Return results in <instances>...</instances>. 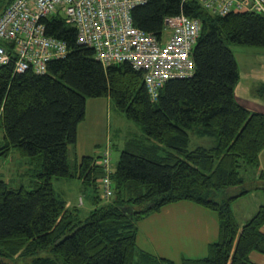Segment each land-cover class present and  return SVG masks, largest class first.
Instances as JSON below:
<instances>
[{
  "label": "trees",
  "instance_id": "1",
  "mask_svg": "<svg viewBox=\"0 0 264 264\" xmlns=\"http://www.w3.org/2000/svg\"><path fill=\"white\" fill-rule=\"evenodd\" d=\"M14 0H0V17ZM184 14L201 21L194 46L195 73L169 80L153 101L144 74L123 62L105 67L94 50L77 42L75 25L64 15L44 19L46 34L68 45L64 59L46 73H19L13 63L0 67V126L5 142L0 161L14 148L30 158L28 187H11L0 178V264H256L264 254V202L244 225L231 202L240 190L241 168L258 170L264 150V113L237 102L240 80L231 45L264 48V14L216 15L198 0H150L133 11L134 25L162 35L166 17ZM264 94V87L260 90ZM111 98L142 135L126 139L113 171L114 195L102 203L96 157L82 158L76 171L69 147L77 145L78 126L87 115L88 98ZM216 138V144L190 150L189 130ZM35 171V173H34ZM82 178L94 198L85 217L67 208L54 179ZM257 189L264 192V171ZM187 201L219 216V240L205 258L184 256L180 263L138 247L139 222L174 203ZM83 203V199H82Z\"/></svg>",
  "mask_w": 264,
  "mask_h": 264
},
{
  "label": "built area",
  "instance_id": "2",
  "mask_svg": "<svg viewBox=\"0 0 264 264\" xmlns=\"http://www.w3.org/2000/svg\"><path fill=\"white\" fill-rule=\"evenodd\" d=\"M150 0H14L0 17V67L13 63L17 72L46 73L48 65L64 59L68 45L46 34L44 19L64 15L77 27V41L92 48L105 66L127 62L144 74L152 100H158L165 82L195 73L194 46L201 21L184 14L166 17L162 35L134 25L133 11ZM181 3L189 0H180ZM216 15L256 12L264 14V0H198ZM168 33L167 40L164 39ZM110 145L95 160L103 171L98 181L102 199L114 195Z\"/></svg>",
  "mask_w": 264,
  "mask_h": 264
},
{
  "label": "crops",
  "instance_id": "3",
  "mask_svg": "<svg viewBox=\"0 0 264 264\" xmlns=\"http://www.w3.org/2000/svg\"><path fill=\"white\" fill-rule=\"evenodd\" d=\"M261 76L257 71H254V73L243 74L242 78L240 73V80L234 91L237 102L254 113H264V94L260 91L264 85L255 83ZM106 100L109 104L110 101L112 102L111 98H106ZM95 103L98 104L99 102L97 100L93 102V105L98 109ZM86 110V118L78 126L77 145L69 147L68 156L71 167V161H75L77 166L85 156L91 155L96 158L102 156V152L109 145L107 142H112V128L109 130L110 134L106 136L105 122L99 128L97 121L88 119V105ZM102 130L104 137L101 135ZM104 139L105 142L100 144ZM209 144V146L214 145L212 142ZM259 158L258 170L250 169L245 174V185L242 188L227 191L229 196H236L240 190L247 192V194L231 202L234 214L236 215V211L240 213L236 215V218L241 226L255 215L264 202V192L256 188L259 185L260 173L264 171V150ZM69 179L77 182L76 188L86 190L84 192L87 197H84L83 203L82 195L77 198L74 195L70 198L64 196L68 202V209L78 208L81 211L87 202H94V198H91V191L87 190L84 179L78 177ZM69 183L72 182L69 181ZM219 226L217 213L187 201L174 203L166 206L160 213L152 214L139 222L138 247L176 263H180L184 256L194 259L205 258L209 254L210 244L220 239ZM262 232L264 233V226ZM250 259L256 264H264V254L257 251L251 253Z\"/></svg>",
  "mask_w": 264,
  "mask_h": 264
},
{
  "label": "rangeland",
  "instance_id": "4",
  "mask_svg": "<svg viewBox=\"0 0 264 264\" xmlns=\"http://www.w3.org/2000/svg\"><path fill=\"white\" fill-rule=\"evenodd\" d=\"M167 37L168 33L165 34L164 39L167 40ZM230 48H232L233 50L234 57L237 60L238 64V70L240 71L242 78L243 74H250L254 73V71H257L262 76L259 77L258 81H255V83L264 85V48L256 46L249 47L244 45H231ZM96 100L99 102L98 104L95 103L98 109L95 107V105H93V102H95ZM87 105L88 119L91 118L92 121H97L99 123V128L102 127L105 122L106 136L110 134L109 130L110 128H112V142L110 143V141H108L107 143H109V145L111 146V165H113V169L115 171L119 166L118 163L122 157V152L126 148V139L134 137V135H142L144 134V130H142V127L139 123L128 119L125 113L117 109L115 103H112L110 101L109 104L106 98H88ZM101 132V135H103L104 137L103 130ZM189 137L191 139L190 150L202 146L208 148L210 147L209 142L216 144V138L199 135L197 132V127H193L189 130ZM4 142V129L2 126H0V147ZM104 142L105 139L102 140L100 144ZM102 148L104 149V146ZM29 162L30 158H22L18 149L14 148L8 158L0 161V178H3L7 182H11L12 188L19 187L21 185H26L28 187L30 182V172L32 173L31 165L29 164ZM71 165L73 167V171H76L77 166L75 161H71ZM244 168L245 167L241 168L240 170L241 175L245 176L246 171L244 170ZM69 181H71L72 183H69ZM76 186L77 182L71 179L60 178L58 180L54 179L53 181V187L54 190H56L57 195H62L63 197L66 196L67 198H70L73 195L77 198L82 195V199L84 200V197H87V194L84 192L86 190H80L76 188ZM93 195L94 193L91 194V196ZM102 200V203L104 204L110 202L112 199ZM93 207L94 202H87L81 210V216H87L90 210L93 209ZM238 214L240 213L236 211V215Z\"/></svg>",
  "mask_w": 264,
  "mask_h": 264
},
{
  "label": "bare ground",
  "instance_id": "5",
  "mask_svg": "<svg viewBox=\"0 0 264 264\" xmlns=\"http://www.w3.org/2000/svg\"><path fill=\"white\" fill-rule=\"evenodd\" d=\"M78 42V41H77Z\"/></svg>",
  "mask_w": 264,
  "mask_h": 264
},
{
  "label": "clouds",
  "instance_id": "6",
  "mask_svg": "<svg viewBox=\"0 0 264 264\" xmlns=\"http://www.w3.org/2000/svg\"><path fill=\"white\" fill-rule=\"evenodd\" d=\"M97 159V158H96Z\"/></svg>",
  "mask_w": 264,
  "mask_h": 264
}]
</instances>
